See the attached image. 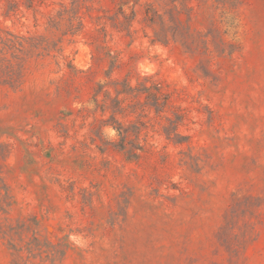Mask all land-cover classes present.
I'll return each mask as SVG.
<instances>
[{
  "label": "rangeland",
  "instance_id": "1",
  "mask_svg": "<svg viewBox=\"0 0 264 264\" xmlns=\"http://www.w3.org/2000/svg\"><path fill=\"white\" fill-rule=\"evenodd\" d=\"M10 35L0 264H264V0H0Z\"/></svg>",
  "mask_w": 264,
  "mask_h": 264
},
{
  "label": "trees",
  "instance_id": "2",
  "mask_svg": "<svg viewBox=\"0 0 264 264\" xmlns=\"http://www.w3.org/2000/svg\"><path fill=\"white\" fill-rule=\"evenodd\" d=\"M11 37H13V41L9 40V39H3L2 37H0V55H2L3 50L5 48L8 49H15L18 52H22V48H23V42H27L29 40V38H25V37H18V36H14V35H10ZM12 43L11 46L8 45V43ZM5 61L4 58L0 59V64H2V62ZM6 69H11V66H5Z\"/></svg>",
  "mask_w": 264,
  "mask_h": 264
},
{
  "label": "clouds",
  "instance_id": "3",
  "mask_svg": "<svg viewBox=\"0 0 264 264\" xmlns=\"http://www.w3.org/2000/svg\"><path fill=\"white\" fill-rule=\"evenodd\" d=\"M109 135H113V133L111 131H109Z\"/></svg>",
  "mask_w": 264,
  "mask_h": 264
}]
</instances>
